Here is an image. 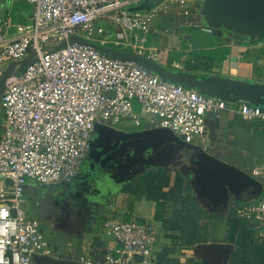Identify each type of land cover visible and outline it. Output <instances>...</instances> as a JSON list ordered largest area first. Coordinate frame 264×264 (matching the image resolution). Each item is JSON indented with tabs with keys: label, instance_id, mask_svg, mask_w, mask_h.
Wrapping results in <instances>:
<instances>
[{
	"label": "built area",
	"instance_id": "1",
	"mask_svg": "<svg viewBox=\"0 0 264 264\" xmlns=\"http://www.w3.org/2000/svg\"><path fill=\"white\" fill-rule=\"evenodd\" d=\"M24 1L31 7L26 24L0 19V76L8 60L27 61L22 71L6 79L0 97L4 114L0 264H40L35 257L59 259L45 242L39 221L22 208L25 188L30 182L47 187L71 183L89 153L96 125L114 126L132 119L139 126V111L155 115L157 127L187 144L207 132V114L233 113L243 120H259L264 129V107L204 95L170 83L136 62L100 51L124 46L131 54L156 62L154 55L146 54L145 44L151 20L162 6L168 8L160 1L135 12L129 9L151 0ZM168 1L178 2L185 17L201 3ZM99 20L117 27L112 40L106 38L103 26L96 25ZM180 27L212 32L201 17ZM237 211L247 222L257 219L264 231V185L258 199L243 202ZM104 226L114 239L113 247L99 256L81 258L78 264H156L151 225L114 219Z\"/></svg>",
	"mask_w": 264,
	"mask_h": 264
},
{
	"label": "rangeland",
	"instance_id": "2",
	"mask_svg": "<svg viewBox=\"0 0 264 264\" xmlns=\"http://www.w3.org/2000/svg\"><path fill=\"white\" fill-rule=\"evenodd\" d=\"M159 1L168 8L162 6V10L158 12L157 16H154L151 20L150 31L145 44L146 54L154 55V59L157 63H161L167 55L177 56L178 59L183 62V68L185 71L194 70L201 75L205 74L207 76L218 73L217 71L219 70V67L215 66L214 69L209 67L207 64L208 59L205 58V55L199 54L198 52H193V40H191V43L189 41L191 37H195L196 39H208L210 42H213L216 38L208 34H202L198 29L180 27V24H182L184 21L195 19L198 16L196 14V8H198L200 4H197V7L192 9L190 17H185L183 14V9L179 8L178 2L171 3L168 0ZM113 14L114 12H112L110 15ZM96 25L103 26L106 29L107 34L114 33L113 31L117 29L116 26L100 20L96 22ZM108 48L112 50L111 46ZM115 50L130 54L132 52L130 49L124 46L117 47ZM259 52L260 54L263 53L264 48L257 51V53ZM196 55H198V57H196ZM21 63L22 62L20 61L13 62L8 60L5 64L8 73L12 75L19 73L21 70ZM255 71L264 73V70L262 71L261 68H257ZM0 113L2 114L4 121V114L1 104ZM137 114L138 120L140 122L139 126H135L132 119H122L120 123H117L114 126H111L110 123H106V126L129 132L133 129L142 130L156 127L159 124V119L153 114H142L139 111ZM206 120H211L212 122L221 119L215 117L214 114H207ZM252 122L255 123L256 126L261 127L259 120H252ZM207 138L208 134L205 132L203 136H196L191 144L204 147L206 145ZM167 152H170V158H167V160H162L159 162V164L156 163L153 166H149L144 171L139 172L136 176H130L128 180L123 183V185H131L133 189L138 190V179L145 177L147 174L155 175L159 172L160 168L167 169L170 172L169 176L172 182L174 181L176 174L180 175L183 180L188 181L194 200L197 196V202L202 204L201 206L205 208L206 211H209L207 220V226L209 229V231H207L208 236H206L201 242V250L203 252L202 255L205 258L203 259L205 261H210L212 264H220L219 261H221L223 256L229 251L226 249L228 246L223 248L220 252H216V249L219 250L221 248L220 245H231L228 240V217L231 215V213H234V215L239 217L237 209L240 207V204L232 202L225 210L212 205L210 207L208 200L200 196L198 189L199 187L197 184L198 168L195 163V157L192 158V155H194L193 152L186 151L185 149L178 146L172 147L171 150ZM164 162L168 163L166 164L167 166H164L165 164L160 165ZM165 173L167 174V172ZM53 187L55 188L33 183V186L31 185V187H28L30 188V194H25L24 203L22 206L28 217L39 221L45 242L48 243L49 249L51 251L58 252L59 258L61 257L63 260L72 261L78 264L81 258L94 257V254H86L90 253V251L86 252V248H92L95 238L104 240L106 237V242H114L113 237L107 232L108 227L104 226L105 223H109L116 219L107 209L110 202L108 196L104 197L105 199L93 203L92 206L82 209L75 203L76 201L74 200V198H76V193L79 190L77 181H73L70 184L68 183ZM112 191L110 190V192ZM137 202H139V199ZM138 206L139 203H137V207ZM134 207L135 204L133 203L132 209ZM152 208L153 207L150 203L145 202V212L143 219H138L132 217L131 215H129V219L138 220L140 222L149 224L154 228L155 244L151 248V252L153 258L156 259L164 246L168 244V241H166L164 237L165 232L161 226V223L156 222L154 218H150ZM103 210L108 212L106 215V222L104 224L100 219V216H102L100 213ZM214 211L218 214H215ZM135 214H137V212H135ZM240 219L242 222L247 223V220L244 218ZM173 220L176 219L173 218ZM204 222L205 221L201 220L200 225H203ZM184 224L185 223H181L180 227H187V225L185 226ZM87 227H93L94 233L89 232L90 229L87 231ZM190 227L192 226H188L187 229H191ZM256 228L260 233L259 235L264 237L263 229L261 227ZM69 249L74 251L73 255H70V257H68L69 254L67 253ZM197 251L199 250L197 249Z\"/></svg>",
	"mask_w": 264,
	"mask_h": 264
},
{
	"label": "water",
	"instance_id": "3",
	"mask_svg": "<svg viewBox=\"0 0 264 264\" xmlns=\"http://www.w3.org/2000/svg\"><path fill=\"white\" fill-rule=\"evenodd\" d=\"M158 4L159 0L146 1L138 7L130 8L129 10L131 12L147 10ZM200 7L199 13L204 17V25L213 30L223 28L227 30L225 33L229 41L228 47L231 49V55L229 59L224 61V67L237 68V58L241 52L246 51L248 45L254 42H259L260 45H263L261 40L264 39V0H202ZM206 19H209L210 23L206 22ZM217 21L221 23H217ZM223 24L226 26L224 27ZM100 51L112 57L136 62L170 83L197 90L204 95L226 102L236 103L243 101L254 107H264V85L262 84L220 75L199 76L180 70H168L154 61L133 54L108 48H100ZM26 64L27 61H22L21 70ZM9 76L10 74L5 75L0 81V95ZM94 131L96 133L90 143L91 151L93 145L102 139L105 133L110 136V143L114 142V145H117L126 142L133 153L149 148L155 152L161 148L162 150L157 154L164 153L162 160L170 158L171 154L167 151H170L174 146L183 148L186 151H192L194 154L192 158L195 157V163L198 168L197 184L200 196L208 200L210 207L212 205L225 210L232 202L242 203L258 199L262 193L263 183L237 167L210 155L202 147L183 142L181 138L168 129L156 126L125 132L98 124L95 126ZM137 148H139V151ZM88 157L89 159L94 158L93 152H90ZM166 164L168 163L164 162L160 165L166 166ZM153 165L155 164H150V166ZM137 174L133 173L131 176H136ZM251 224L259 226V221L253 219ZM199 248L202 249V247ZM222 249H216V252H220ZM135 258L138 261L141 260L140 257ZM35 259L40 264H77L72 261L55 260L49 257H35Z\"/></svg>",
	"mask_w": 264,
	"mask_h": 264
},
{
	"label": "crops",
	"instance_id": "4",
	"mask_svg": "<svg viewBox=\"0 0 264 264\" xmlns=\"http://www.w3.org/2000/svg\"><path fill=\"white\" fill-rule=\"evenodd\" d=\"M30 16H31V7L27 3H25L24 0H0V19L4 18L12 23L26 24ZM202 34H208V35L211 34V36L216 39L213 42H210L208 39H196L195 37L193 38L191 37L189 41L191 43V40H193V45H192L194 46L192 50L193 52L195 53L198 52L199 54H201L202 52L210 50V49L215 51V50H221V49L227 48L229 50L228 55L221 63H217L213 61L210 57L207 58L205 56V58L208 59L207 64L209 67H212L213 69L215 66L219 67V70L217 71L218 73H216L215 75L230 77V78L239 79V80H245L250 83H257V84L264 85V73L255 71L257 70V68H261L262 71L264 70V52L261 54L260 52L257 53V51L264 48V45H260L259 42L254 45L253 44L248 45L246 51L241 52L237 58V68H233L229 66L224 67L225 65L224 61L229 59L231 55V49L228 47L229 41L221 38L219 34L216 35V34H213L212 32L202 33ZM207 42L211 43L210 47L209 46L205 47V45L203 46V44ZM261 42L264 44L263 41ZM196 57H198V55H196ZM157 64H159L160 66L168 70H180V71L189 72V73L199 75V76H207L205 74L201 75L194 70L185 71V69L183 68V62L180 59H178L177 56H174V55H167L161 63H157ZM7 74L9 73L5 66L2 68L0 79H2V77H4ZM211 76H214V75H211ZM218 118L221 120H215L212 122L211 120L210 121L208 120L206 122L208 138H207L206 145L202 148L210 155H213L217 157L218 159L237 167L241 171L251 175L256 180L264 184V181L262 179L264 177V129L262 127V123L259 121L261 123V127H259V126H256L255 123L252 122V120H243L238 115L229 113V112H222L218 116ZM3 128H4L3 117H2V114L0 113V136L3 132ZM133 130H136V129H133ZM31 185L33 186L32 182L27 184L25 188V194H30L29 193L30 188L28 187H31ZM125 187L123 185L120 187H116L115 189H113V191L111 190L112 192L109 191L108 197L110 199V202H109L107 209L108 211H110V213H112L113 217L116 219L127 220L130 217L129 215H131L132 217L143 219V215L145 212V202H147V203H150L151 206L153 207L150 218L152 219L154 218L155 221L158 222L155 217L156 216L155 203L153 201L147 200L143 196L124 192L123 189ZM195 198H197V196ZM138 199H139V202H137ZM133 203L135 204V207L132 209ZM137 203H139L138 207H137ZM242 203H239V204L241 205ZM201 205L202 204L198 203L197 206H198V210L199 211L201 210L203 214H201L200 216V214L197 213V215L200 221L203 220L206 222L208 220L209 211H206V209L203 208ZM135 212H137V214H135ZM107 214L108 212L106 210H103L100 213V215H102L100 216V219L103 222V224L106 222ZM215 214H218V213L215 212ZM255 227H258V226H255ZM89 228H90L89 232L94 233V228L87 227V231L89 230ZM207 230L209 231L208 227H207ZM164 237L166 241H168V244L166 245H170L172 240L169 238H166V236ZM105 238L104 240L95 238L92 248L91 249L86 248V252L90 251V253H86V254H94V257H96L102 254L107 248L113 247L114 242H106ZM201 246H202L201 243H199V244H195L191 249L184 250L183 256L180 257L182 259L180 261L181 264H185V259L187 258H194L200 264H212L210 261L204 260L205 258L202 255L203 252L201 248L198 249V247H201ZM220 246L221 248H225L227 246L229 247V248L228 247L226 248L227 251L228 250L229 251L223 256L221 261H219L220 264H230V259L236 250V246L232 244L231 245H220ZM197 249L199 251H197ZM56 253L58 254V252ZM67 253L69 254L68 257H70V255H73L74 251L69 249ZM59 259H62V258L60 257Z\"/></svg>",
	"mask_w": 264,
	"mask_h": 264
},
{
	"label": "trees",
	"instance_id": "5",
	"mask_svg": "<svg viewBox=\"0 0 264 264\" xmlns=\"http://www.w3.org/2000/svg\"><path fill=\"white\" fill-rule=\"evenodd\" d=\"M112 35V33H108L106 38L112 40L114 38ZM204 45L210 47L211 43L207 42ZM112 50L115 49L112 48ZM228 53L229 50L224 48L215 51L210 49L201 54L221 63ZM169 173L167 169L160 168L155 175L147 174L145 177L139 178L138 190L133 189L131 185H127L123 189L124 192L143 196L155 203L156 220L161 223L165 230L166 238L172 240L170 245L161 250L155 259L156 264H181L182 259L180 257L183 256V251L191 249L208 236L207 221L200 225L197 213L201 216L203 212L198 210V202L192 196L190 184L178 174L175 175L172 182ZM181 223H185L184 225L187 227L192 226L190 227L192 230L187 229V227H180ZM227 225L229 243L236 246L230 264H264V237L259 235L258 229L250 222H242L234 214L228 217ZM185 264L200 263L194 258H187Z\"/></svg>",
	"mask_w": 264,
	"mask_h": 264
},
{
	"label": "flooded vegetation",
	"instance_id": "6",
	"mask_svg": "<svg viewBox=\"0 0 264 264\" xmlns=\"http://www.w3.org/2000/svg\"><path fill=\"white\" fill-rule=\"evenodd\" d=\"M200 6L201 3L196 8V14L203 21L204 17L199 13ZM206 22L210 23V20L206 19ZM217 23L221 22L217 21ZM225 31L227 30L224 28L220 30L214 29L212 33L219 34L221 38L228 40ZM252 44L254 45L256 43ZM95 133L94 131L93 138L95 137ZM109 138L108 133H105L103 138L93 145L92 151L89 149V153L93 152L94 158L89 159L88 153L79 175L73 180L77 181L79 189L74 200L82 209L88 208L93 203L105 199L104 197L108 195L110 190L116 186H122L133 173L136 174L144 171L150 164H156L162 160L164 153L157 154L162 150L161 148L155 152L151 148L144 151H139V148H137L139 152L133 153L126 142L114 145V142H109ZM80 178L84 179L80 180Z\"/></svg>",
	"mask_w": 264,
	"mask_h": 264
}]
</instances>
